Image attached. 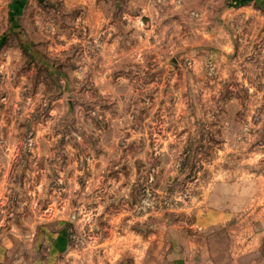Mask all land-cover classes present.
<instances>
[{"label": "rangeland", "instance_id": "rangeland-1", "mask_svg": "<svg viewBox=\"0 0 264 264\" xmlns=\"http://www.w3.org/2000/svg\"><path fill=\"white\" fill-rule=\"evenodd\" d=\"M0 264H264V0H0Z\"/></svg>", "mask_w": 264, "mask_h": 264}]
</instances>
